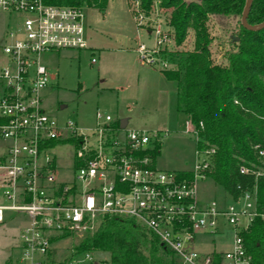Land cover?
<instances>
[{
  "label": "built area",
  "instance_id": "2783aa9c",
  "mask_svg": "<svg viewBox=\"0 0 264 264\" xmlns=\"http://www.w3.org/2000/svg\"><path fill=\"white\" fill-rule=\"evenodd\" d=\"M135 3V19L148 25L155 38L152 46L141 42L137 51L144 62L165 69L163 51L175 43L173 32L158 17V1L148 14L140 0ZM0 11L16 19L0 35V222L6 211L28 216L14 264H59L57 244L74 236L82 237L88 249L72 248V262L97 264L90 233L107 216L146 227L181 264H255L244 232L257 216L264 219V211L257 209L253 195L246 192L236 199L247 201L238 210L217 207L215 201L197 205L196 180L206 177L203 170L214 147L196 149L202 158L189 180L183 171L157 166L156 130L123 126L100 109L95 124L81 128L72 120L61 123L45 110L42 93L52 76L41 54L88 48L84 6L0 0ZM188 126L194 127L190 121ZM61 146L74 148L69 166L59 163L56 150ZM255 148L264 163V149ZM226 225L233 234L227 249L194 250L198 233L223 234Z\"/></svg>",
  "mask_w": 264,
  "mask_h": 264
},
{
  "label": "rangeland",
  "instance_id": "374dc122",
  "mask_svg": "<svg viewBox=\"0 0 264 264\" xmlns=\"http://www.w3.org/2000/svg\"><path fill=\"white\" fill-rule=\"evenodd\" d=\"M135 6V0H108L105 10L84 6L85 34L90 46L41 54L42 63L52 76L42 93L43 106L61 123L72 120L81 128L93 126L96 110L100 109L115 121L126 118L129 128L156 130L160 133L157 166L164 170H192L202 158L196 154L194 127L190 128L188 117L178 111L176 81L165 77L159 66L144 62L137 51L141 42L152 46L155 38L148 32V25L142 26L135 19ZM159 13L158 17L169 24L170 12L159 8ZM240 20L238 15L209 17L214 62H225L224 52L231 47V36H236ZM15 21L14 15L0 11V35H4ZM193 44L192 28L182 45L170 43L163 51L167 68H176L183 54L193 50ZM73 151L70 146L57 148L59 163L71 165L69 156ZM196 189L198 206L215 201L217 207L238 210L247 202L244 199L236 201L209 176L198 177ZM27 222L28 216L23 212H5V220L0 222V264L15 263L21 253L18 249L20 235ZM232 235L229 225L224 227L223 234L198 233L192 247L196 251L224 250L229 247ZM81 239L74 236L57 244L63 264H75L70 252ZM93 252L99 262L106 263L107 253Z\"/></svg>",
  "mask_w": 264,
  "mask_h": 264
},
{
  "label": "trees",
  "instance_id": "16d2710c",
  "mask_svg": "<svg viewBox=\"0 0 264 264\" xmlns=\"http://www.w3.org/2000/svg\"><path fill=\"white\" fill-rule=\"evenodd\" d=\"M156 1L160 9L170 12L168 27L175 44L182 45L189 29L194 30L193 50L183 54L176 68L161 71L177 82V108L198 132L196 149L215 148L203 173L235 200L250 192L257 209L264 211V163L255 148L258 145L264 149V28L249 30L240 20L235 34L238 40L231 37V47L224 52L225 62L220 64L212 58L214 38L208 26L209 17L215 14L241 17L246 0H140V7L148 14ZM45 2L105 10L108 0ZM248 22L252 25L264 22V0L252 1ZM243 166L249 171L242 172ZM183 174L189 180L194 178L192 170ZM90 236L97 250L108 254L107 264H181L156 234L132 219L107 216L96 224ZM244 238L254 263L264 264L261 216L254 219ZM76 248L78 252L88 249L83 243Z\"/></svg>",
  "mask_w": 264,
  "mask_h": 264
},
{
  "label": "water",
  "instance_id": "95a60500",
  "mask_svg": "<svg viewBox=\"0 0 264 264\" xmlns=\"http://www.w3.org/2000/svg\"><path fill=\"white\" fill-rule=\"evenodd\" d=\"M252 1L253 0H246V4H245L244 10H243L242 15H241V23L245 28H247L249 30H260V29L264 28V22H261L259 24H255V25H252L248 22V14H249V11L251 8ZM231 37L234 38L235 40H238L237 36L232 35ZM121 124L123 126H125L127 124V119H122Z\"/></svg>",
  "mask_w": 264,
  "mask_h": 264
},
{
  "label": "crops",
  "instance_id": "0c3cea01",
  "mask_svg": "<svg viewBox=\"0 0 264 264\" xmlns=\"http://www.w3.org/2000/svg\"><path fill=\"white\" fill-rule=\"evenodd\" d=\"M149 32V31H148ZM150 33V32H149ZM87 43H88V41H87ZM90 45H89V43H88V47H89ZM160 71H161V69H160ZM162 72V71H161ZM163 73V72H162ZM166 77V76H165ZM177 83V82H176ZM124 119H126V118H124ZM188 122H189V120H188ZM127 124H128V121H127ZM105 263V262H104ZM97 264H103V262H99L98 260H97Z\"/></svg>",
  "mask_w": 264,
  "mask_h": 264
}]
</instances>
